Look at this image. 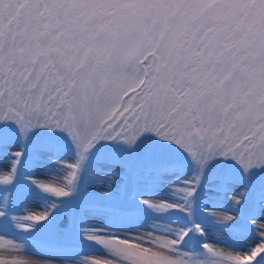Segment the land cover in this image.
Instances as JSON below:
<instances>
[{
  "label": "snow or ice",
  "instance_id": "6c2138e0",
  "mask_svg": "<svg viewBox=\"0 0 264 264\" xmlns=\"http://www.w3.org/2000/svg\"><path fill=\"white\" fill-rule=\"evenodd\" d=\"M0 264H264V0H0Z\"/></svg>",
  "mask_w": 264,
  "mask_h": 264
},
{
  "label": "rangeland",
  "instance_id": "374dc122",
  "mask_svg": "<svg viewBox=\"0 0 264 264\" xmlns=\"http://www.w3.org/2000/svg\"><path fill=\"white\" fill-rule=\"evenodd\" d=\"M218 211V214H222V210H217Z\"/></svg>",
  "mask_w": 264,
  "mask_h": 264
}]
</instances>
